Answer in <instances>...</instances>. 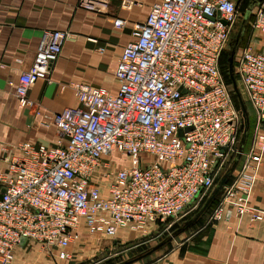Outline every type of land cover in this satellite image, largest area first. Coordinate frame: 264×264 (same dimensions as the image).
I'll list each match as a JSON object with an SVG mask.
<instances>
[{"label":"built area","instance_id":"obj_1","mask_svg":"<svg viewBox=\"0 0 264 264\" xmlns=\"http://www.w3.org/2000/svg\"><path fill=\"white\" fill-rule=\"evenodd\" d=\"M244 0H161L134 25L116 71L117 92L78 84L76 105L45 111L28 97L40 80L51 81L67 31L42 35L32 68L14 86L19 104L58 131L55 147L22 143L9 156L0 143V264H14L25 243L37 242L61 260L86 232L113 238L120 229L146 237L152 226L172 227L197 200L215 189L231 152L239 153L242 113L220 69ZM78 8L109 14L110 0H80ZM252 31L264 34V0L249 11ZM126 22L114 20L116 28ZM235 73L259 128H264V54L250 46ZM191 129L190 131H187ZM183 133L181 135L180 133ZM125 165L104 188L113 164ZM255 156L221 195L224 209L262 221L248 205Z\"/></svg>","mask_w":264,"mask_h":264},{"label":"crops","instance_id":"obj_2","mask_svg":"<svg viewBox=\"0 0 264 264\" xmlns=\"http://www.w3.org/2000/svg\"><path fill=\"white\" fill-rule=\"evenodd\" d=\"M79 1L0 0V143L9 156L26 142L47 147L58 144L56 127L45 123L33 110L22 107L14 95V86L21 74L29 71L34 64L44 32L67 31L69 38L60 59L54 64L51 81H38L29 90L28 97L47 112H61L76 105L74 87L78 84L114 93L119 90L116 71L124 48L135 39L134 25L145 21L151 7L161 0H110L106 16L79 9ZM115 19L124 20L126 25L116 28ZM247 45L264 54V34L252 31ZM246 104L249 135L243 155L227 185L236 181L247 158L253 154L254 168L248 170L253 177L248 205L264 215V128L258 127L253 109L248 102ZM106 160L113 161L112 167L125 165L122 157ZM120 160L124 161L123 165L122 161L118 162ZM2 162L0 160V169L5 166ZM220 198L211 204L201 220L176 238H180V242L173 249L149 263L146 259L153 254L134 264H264V219L252 221L249 215L239 216L234 209L226 208L222 219L216 221L214 212L220 205ZM213 206L216 207L212 215L200 224ZM197 225L196 230L189 232ZM151 229L153 233L146 237L128 228L120 229L113 238L90 236L83 232L69 248L71 259L61 260L55 256L56 261L58 264H101L112 255L116 256L161 232L159 226H152ZM182 236L185 238L182 239ZM17 254L20 255L19 251Z\"/></svg>","mask_w":264,"mask_h":264},{"label":"rangeland","instance_id":"obj_3","mask_svg":"<svg viewBox=\"0 0 264 264\" xmlns=\"http://www.w3.org/2000/svg\"><path fill=\"white\" fill-rule=\"evenodd\" d=\"M250 1L251 0H246L245 2H243V5L240 6V8L238 10L236 23L233 26L232 32L230 34V42H232V41L234 42V40L237 39L238 33L240 32V30L243 26L244 18L248 12V9L250 6L249 5ZM252 15L253 14L250 15V13H249L250 20L253 19ZM251 32H252V28H251L250 24H247V29H246L245 35L242 37L240 44H239V47L236 51L235 62H236V59L238 58V56L242 53V51L248 47L247 41H248V38H249V35ZM230 52H231V49L229 48V45H228V47L226 48V50L223 54V57L221 59L222 62H221V68L220 69H221V72L226 79V83H227L228 88L233 93V96L236 98V96H235L236 94L234 92V89H233L232 84H231L230 79H229L228 65L226 63V61L229 58ZM235 75H237V74H235ZM236 80H237L240 92L242 93L243 99H244L245 103H247L246 102V99H247L246 92H245L242 84L240 83L238 76H236ZM239 109H240V106H239ZM236 154H237L236 152H231L228 155V157L225 161V165L223 166V169L221 172L222 175L220 178L217 179L218 182L220 181L222 176L226 173V171L230 168L234 158L236 157ZM121 161H122V165H123V162H124L123 160H120L118 162H121ZM119 168L120 167H117V166H113V167L111 166V167H109V170H106V172H105L106 176H104V178H102V180L99 181L100 184L102 185V188L103 187L105 188L110 183L111 178H112V174L115 173L116 170ZM218 182H217V184H218ZM205 202H206V198L197 200L190 208H188L186 210L185 214L175 224L172 225L171 228H169V226L167 227V225L161 227V229H160L161 232H157V234L151 236L147 240H145V241H143L137 245L126 248L124 251H121L117 255L115 254L116 256L112 255L109 259H107V261H104L101 264H120V263H124L126 261H129V260L136 259V258L146 254L151 249H153L155 246H157L162 241H164L166 238L171 236L172 233H174L177 229L181 228L186 222H189L190 220H192L196 216V214L202 209ZM215 207L216 206H213L207 212L203 221L200 224L205 222L207 220L208 216L212 215ZM199 225L195 226L194 229H191L189 232L196 230L195 228H197ZM184 236L187 237V235H184ZM185 237L182 236V239H184ZM179 240H180V238L176 239L171 245H168L163 250L158 252L156 255L155 254H153V256L151 255L152 257L146 259V263L151 262L153 259L157 258L160 254H164L165 252L173 249L180 242ZM17 251H19L20 255L19 256H18V254L16 255V259H15L14 264H58V262L56 261L57 259L55 257L56 255L53 254L52 251L48 250V248H46L45 246H43L42 244H39L37 242L31 241V242L25 243Z\"/></svg>","mask_w":264,"mask_h":264},{"label":"water","instance_id":"obj_4","mask_svg":"<svg viewBox=\"0 0 264 264\" xmlns=\"http://www.w3.org/2000/svg\"><path fill=\"white\" fill-rule=\"evenodd\" d=\"M257 2H258V0H254L253 4L249 8V11L252 9V7L255 4H257ZM247 20H248V16H246V18L244 19L243 26H242L240 32L238 33L237 39L234 40V44H231L229 46V48H232V52H231V55H230V58L228 61L229 62V73H230L234 92H235L236 96L238 97V100L240 103L241 113H242V118H243V125H242L243 137H242V140L240 143L239 153L233 162L232 168L222 178V180L219 182L216 189L214 190V192L212 193V195L210 196V198L208 199V201L206 202V204L204 205L202 210L197 214V216L193 220L186 222L180 229H178L171 236L166 238L164 241H162L160 244L155 246L153 249H151L146 254H144V255L136 258V259L126 261V262L121 263V264H134V263H136L142 259H145V258L151 256L152 254L162 250L167 245H169L173 240L178 238L180 235L184 234L189 228H191L200 219V217L207 211V209L211 206V204L221 197V195L223 194L224 188L227 186L228 180L232 177L237 165L239 164V161L243 155L244 148L246 145V141H247V138L249 135V114H248L247 107H246L245 102L243 100V96H242V93L240 92V89H239V86H238V83L236 80V76H235V55H236V51L239 47L240 41L243 37ZM190 130L191 129H188L187 131H190ZM180 134L183 135L182 132ZM25 242L26 241L23 240L22 245H24Z\"/></svg>","mask_w":264,"mask_h":264},{"label":"trees","instance_id":"obj_5","mask_svg":"<svg viewBox=\"0 0 264 264\" xmlns=\"http://www.w3.org/2000/svg\"><path fill=\"white\" fill-rule=\"evenodd\" d=\"M246 0H244V2H245ZM253 2H254V0H251L250 1V3H249V5L251 6L252 4H253ZM243 5V4H242ZM250 6H249V8H250ZM246 16H248V20H247V22H246V25H245V31H244V33L246 32V29H247V24H250V22L252 21V20H250V17H249V9H248V12H247V14H246ZM246 16H245V18H246ZM244 18V19H245ZM250 20V21H249ZM243 23H244V21H243ZM251 26V25H250ZM231 44H234V42L232 41L231 43H230V45ZM229 45V46H230ZM234 46V45H233ZM231 49V52H232V48H230ZM231 52L229 53V58H230V55H231ZM224 54V53H223ZM223 54H222V57H223ZM222 57H221V59H222ZM229 58H228V60L226 61V63H227V65H228V73H229ZM221 60H220V68H221ZM236 74V73H235ZM224 76V75H223ZM235 76H237V75H235ZM225 78V77H224ZM229 79H230V82H231V84H232V81H231V77H230V73H229ZM225 81H226V79H225ZM227 84V83H226ZM232 87H233V85H232ZM232 93V92H231ZM232 95H233V93H232ZM236 96V95H235ZM237 98V99H236ZM236 98L233 96V99H234V102H235V104L237 105V107H238V109H239V106H240V103H239V100H238V97L236 96ZM239 105V106H238ZM245 105H246V107H247V104L245 103ZM240 111H241V107H240V109H239ZM206 200H207V198H206ZM180 229V228H179ZM178 230V229H177ZM176 230V231H177ZM175 231V232H176Z\"/></svg>","mask_w":264,"mask_h":264}]
</instances>
